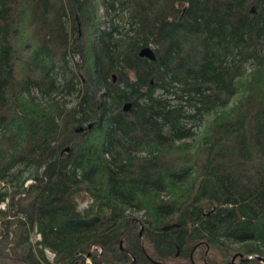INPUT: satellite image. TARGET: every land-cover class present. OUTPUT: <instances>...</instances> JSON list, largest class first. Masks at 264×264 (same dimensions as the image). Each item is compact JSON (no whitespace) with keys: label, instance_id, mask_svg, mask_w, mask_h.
Segmentation results:
<instances>
[{"label":"trees","instance_id":"trees-1","mask_svg":"<svg viewBox=\"0 0 264 264\" xmlns=\"http://www.w3.org/2000/svg\"><path fill=\"white\" fill-rule=\"evenodd\" d=\"M0 203V264H262L264 0H0Z\"/></svg>","mask_w":264,"mask_h":264},{"label":"water","instance_id":"water-1","mask_svg":"<svg viewBox=\"0 0 264 264\" xmlns=\"http://www.w3.org/2000/svg\"><path fill=\"white\" fill-rule=\"evenodd\" d=\"M138 55L141 56V57H145V58H147L149 60H153L155 58L154 53H153V50L149 46H145V47L141 48L139 50V52H138ZM114 79H115V77H114V75H112V81H114ZM129 106H130V103L129 102H125L122 105V110L123 111H126L129 108ZM90 125H91L90 123L87 124V127H89ZM80 129H81V127L76 128V130H80ZM134 222H137V218H133L131 220V223H130L129 228L134 224ZM141 229H142V227L140 226V229L138 231L139 237L141 235ZM121 243H122V239H120V241H119V246L122 249ZM86 255H88V253ZM233 258H234V256L231 258V263L232 264H233ZM247 258H253L255 261L264 264V257H262V256L253 255V256H248ZM239 260H241V257H239ZM133 261H134V258L132 257L131 258V262L129 264H131Z\"/></svg>","mask_w":264,"mask_h":264},{"label":"rangeland","instance_id":"rangeland-1","mask_svg":"<svg viewBox=\"0 0 264 264\" xmlns=\"http://www.w3.org/2000/svg\"><path fill=\"white\" fill-rule=\"evenodd\" d=\"M100 10H101V14H102V12H103V10H102V7L100 8ZM33 95L35 96V95H37L35 92H33ZM200 129L201 128H199L198 129V132L200 131ZM196 140V138H189V139H187L186 141H188V142H194ZM87 200L88 199H85L84 201H82L80 204H79V207H82V206H84L85 205V203L87 202ZM0 208L2 209H4V206H3V204H1L0 203ZM133 217L134 218H138L140 215H141V212H133ZM10 219L11 218V216L10 215H6L5 216V218H3V219H0V231H2V230H5V228H6V224H4V223H7V219ZM31 239H32V241H34L35 239H37V236H36V234H32L31 235ZM239 246V244H237V243H233L232 244V247L233 248H236V247H238ZM0 249H3L2 247H1V245H0ZM45 255H46V257H47V259H51V256H52V254L48 251V250H45Z\"/></svg>","mask_w":264,"mask_h":264}]
</instances>
